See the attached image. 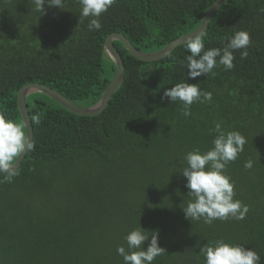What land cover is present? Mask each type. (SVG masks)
Here are the masks:
<instances>
[{
    "label": "trees",
    "instance_id": "16d2710c",
    "mask_svg": "<svg viewBox=\"0 0 264 264\" xmlns=\"http://www.w3.org/2000/svg\"><path fill=\"white\" fill-rule=\"evenodd\" d=\"M215 1L117 0L99 18L102 28L89 31L90 19L79 24L78 0H63V10L45 0V15L30 0H0L5 119L23 124L17 95L30 83L81 108L96 105L116 74L104 53L108 36L120 33L140 51L155 53L195 31ZM239 31L251 36L249 56L234 51L231 71L218 57L214 78L189 77L185 44L144 62L114 42L125 78L95 117L72 114L40 93L28 96L35 149L12 183H0V264H124L117 250L130 251L126 236L137 229L149 236L144 250L159 233L166 253L153 264H206L201 249L220 240L254 250L264 264V0H227L202 34L205 51H222ZM179 83L197 84L212 101L181 115V103L161 99ZM216 124L247 140L225 175L249 212L242 221L208 225L185 218L182 208L191 198L182 171L189 152L213 149ZM249 160L253 167L246 170Z\"/></svg>",
    "mask_w": 264,
    "mask_h": 264
},
{
    "label": "clouds",
    "instance_id": "9594fccd",
    "mask_svg": "<svg viewBox=\"0 0 264 264\" xmlns=\"http://www.w3.org/2000/svg\"><path fill=\"white\" fill-rule=\"evenodd\" d=\"M6 2L10 3L11 0H6ZM30 2L35 5L34 12L46 14L45 0H30ZM47 2L48 7H57L62 10L65 7L63 0H47ZM116 2L117 0H78V3L82 5L79 24L83 23L85 19H90L89 31L100 30L102 25L99 18L115 6ZM185 46L186 50L191 53L187 57L189 77L196 79L212 74L214 78V69L218 66L217 58H220L218 63L223 66L225 71L233 70L235 67L233 52L241 51V59H246L249 56L247 49L252 46V40L249 33L239 31L222 51L220 49L205 51L203 35L187 39ZM104 53L109 58L105 49ZM129 55L131 54L129 53ZM169 98L172 103H181L183 105V108L180 109L181 115L189 117L193 104L210 103L213 96L210 92H202L197 84L179 83L165 91L161 99ZM32 122L39 125L41 123L40 116H33ZM214 132L217 136L213 141L212 150L201 154L199 149H196L185 157L187 167L183 169L182 175L188 181L186 187L189 189L188 196L191 200L187 207L182 209L185 218L191 222L203 220L205 224L212 225L215 221L227 222L230 219L242 221L246 218L249 208L234 199L235 184L225 173L227 166L236 162L239 155L243 153L247 140L236 131L225 133L220 124L215 125ZM34 149V143H30L25 135L24 125L6 120L3 115H0V175L4 176L0 183H12L14 178L19 175L16 170L18 159L26 150L33 151ZM244 167L246 170H251L252 161L246 162ZM148 239L149 236L145 235L142 229L134 230L126 236L130 251L126 252L124 247L117 250L118 254L123 257L124 264H153L157 257L166 253V250L159 246L158 232L152 233L150 245L147 250H144L143 246ZM200 254L205 257L206 264H260L261 259L254 250L233 246L223 240L217 241L211 246H203Z\"/></svg>",
    "mask_w": 264,
    "mask_h": 264
},
{
    "label": "water",
    "instance_id": "95a60500",
    "mask_svg": "<svg viewBox=\"0 0 264 264\" xmlns=\"http://www.w3.org/2000/svg\"><path fill=\"white\" fill-rule=\"evenodd\" d=\"M227 0H216L212 7L209 9L207 12L205 18L203 19L202 23L200 26L193 31L192 33L183 36L176 41L170 43L167 45L165 48L160 50L159 52L156 53H143L133 47L131 43L120 33L116 34H111L110 36L107 37L105 40V45L104 49L105 52L107 53L108 57L114 62L116 66V74L106 90L103 93V96L101 100L94 106L89 107V108H81L77 106L75 103L70 101L68 98L60 94L59 92L55 91L54 89L42 85V84H37V83H30L27 84L26 86L22 87L17 95V105L18 109L25 127V134L26 137L28 138L30 143H33L34 139V131L31 123V118L30 114L28 111V106L26 104V100L28 96L31 94H43L47 96L48 98L54 100L61 106H63L66 110L71 112L72 114L82 116V117H95L100 115L107 105L109 104L111 97L115 90L123 83L124 78H125V64L123 62V58L121 56V53L118 51V49L113 45L114 41L120 42L125 49L136 59L144 61V62H156L164 59L165 57L169 56L172 54V52L179 46L185 44L186 40L189 38H194L196 36L202 35L213 16L216 14L218 9L226 2ZM0 115H3L2 110L0 109ZM28 151L26 150L24 153H22L21 157L18 159L16 163V170L20 168L23 159L27 155Z\"/></svg>",
    "mask_w": 264,
    "mask_h": 264
},
{
    "label": "bare ground",
    "instance_id": "6f19581e",
    "mask_svg": "<svg viewBox=\"0 0 264 264\" xmlns=\"http://www.w3.org/2000/svg\"><path fill=\"white\" fill-rule=\"evenodd\" d=\"M116 91V90H115Z\"/></svg>",
    "mask_w": 264,
    "mask_h": 264
}]
</instances>
